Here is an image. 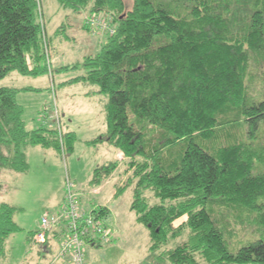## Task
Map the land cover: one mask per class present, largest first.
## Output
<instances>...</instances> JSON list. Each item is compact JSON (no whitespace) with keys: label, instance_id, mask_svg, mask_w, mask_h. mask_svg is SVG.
<instances>
[{"label":"trees","instance_id":"16d2710c","mask_svg":"<svg viewBox=\"0 0 264 264\" xmlns=\"http://www.w3.org/2000/svg\"><path fill=\"white\" fill-rule=\"evenodd\" d=\"M57 2L84 13L86 32L96 34L92 16L107 30L83 57L85 72L65 84L88 83L105 97V131L89 143L107 142L131 170L116 194L132 188L130 210L148 229L151 264H264V0ZM41 5L0 0V80L12 71L51 74ZM17 92L0 87V169L26 172L28 146L63 153L75 135L26 129ZM118 162L95 168L91 183ZM15 210L0 202V256L20 230ZM237 230L257 237L231 251ZM40 244L48 249L50 238Z\"/></svg>","mask_w":264,"mask_h":264},{"label":"rangeland","instance_id":"374dc122","mask_svg":"<svg viewBox=\"0 0 264 264\" xmlns=\"http://www.w3.org/2000/svg\"><path fill=\"white\" fill-rule=\"evenodd\" d=\"M126 1L130 4L131 0ZM41 3L46 33L51 39L48 60L51 76L47 73L21 75L12 71L0 80V87L18 89L16 102L22 108L21 119L26 129L49 128L42 119H47L56 110L62 132L73 131L75 138L72 149L63 153L52 148L28 146L25 150L26 172L0 169V202L16 208L13 221L20 229L6 238L0 264H47L52 260L58 240L50 237V247L43 250L30 233L39 228L43 216L56 213L62 206L66 174L74 183L81 208L88 211L93 206L98 208L102 205L110 211L108 239L85 245L86 263L151 264L148 229L136 221L134 212L130 210L132 188L125 187L116 194L131 170L126 173L125 163L120 162L112 175L102 179L99 185L91 183L94 169L114 160L111 145L106 142L89 143L104 131L102 101L105 97L85 96L84 92L95 88L90 84L61 83L85 72L83 57L95 52L98 46L96 38L81 28L84 13L74 14L65 10L57 0H41ZM60 26H63L62 31L55 33ZM91 26L92 32L102 41L107 30L96 22ZM64 66L70 68L63 69ZM255 86L260 90L258 83ZM228 137L224 134L220 142L226 144L231 140ZM98 186L101 189L95 193L93 190ZM146 195L151 202L155 201L151 193ZM259 202L264 204V197ZM181 221H175L174 225ZM245 231H235L237 237L228 243L231 251L257 237L249 234V230Z\"/></svg>","mask_w":264,"mask_h":264},{"label":"built area","instance_id":"2783aa9c","mask_svg":"<svg viewBox=\"0 0 264 264\" xmlns=\"http://www.w3.org/2000/svg\"><path fill=\"white\" fill-rule=\"evenodd\" d=\"M90 21L91 24L96 22L100 28L106 29L104 23L97 19L91 18ZM109 33H112L111 29ZM48 60L47 58V62ZM56 113L55 110L47 119L43 117L42 120L47 124L52 123L49 128L57 129L60 137L62 129ZM64 187L62 206L56 213L41 218L40 226L32 238L36 243H44L47 237H52L53 232L60 233L57 250L48 264H87L85 245L108 239L110 230L107 226V216H99L95 212L96 208L87 211L80 207L74 183L68 175L65 176Z\"/></svg>","mask_w":264,"mask_h":264},{"label":"crops","instance_id":"0c3cea01","mask_svg":"<svg viewBox=\"0 0 264 264\" xmlns=\"http://www.w3.org/2000/svg\"><path fill=\"white\" fill-rule=\"evenodd\" d=\"M91 36H93V37H95L96 39V42H97V44H99L101 41L100 40H98L99 39V36H97V35H95V34H91V33H89ZM96 51V50H95ZM50 76H51V74H50ZM65 82L66 81H63V82H61L62 84H65ZM77 83H82V84H88V83H83V82H77ZM84 95L85 96H101V95H99V94H97L96 93V89L94 88L93 90H91V91H86V92H84ZM100 101H101V99H99ZM103 103H104V101H102V112H103ZM103 118H104V116H103ZM51 122V121H50ZM49 124V123H48ZM50 125V124H49ZM104 131H105V125H104ZM104 131H103V133H104ZM66 132H73V131H66ZM107 143V142H106ZM108 144V143H107ZM35 146V145H34ZM112 157H113V159L114 160H117V161H119L118 162V164L120 163V162H122V153L120 152V151H118V150H116L114 147H113V154H112ZM117 167H118V165H117ZM116 167V168H117ZM116 170V169H115ZM67 175V174H66ZM112 175V174H111ZM110 175V176H111ZM101 189V186H98L96 189H94L93 191L95 192V193H99V190ZM76 191V190H75ZM77 193V192H76ZM99 207H104V206H99ZM93 208H96V206H93L92 207V209ZM107 210H108V214H107V220H108V217H109V215H110V211H109V209L107 208ZM114 229V228H113ZM58 244V243H57ZM148 246H149V244H148ZM55 247H56V249H57V245H55ZM43 250H45V248L43 247L42 248ZM56 252V251H55ZM48 264V263H47Z\"/></svg>","mask_w":264,"mask_h":264}]
</instances>
